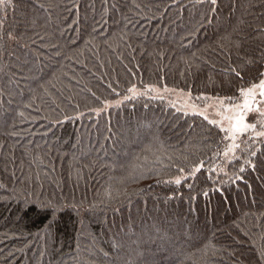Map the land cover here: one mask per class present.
<instances>
[{"label": "trees", "instance_id": "trees-1", "mask_svg": "<svg viewBox=\"0 0 264 264\" xmlns=\"http://www.w3.org/2000/svg\"><path fill=\"white\" fill-rule=\"evenodd\" d=\"M0 37V264H264V142L219 184L217 126L103 110L133 86L240 102L264 0H11Z\"/></svg>", "mask_w": 264, "mask_h": 264}, {"label": "snow or ice", "instance_id": "snow-or-ice-1", "mask_svg": "<svg viewBox=\"0 0 264 264\" xmlns=\"http://www.w3.org/2000/svg\"><path fill=\"white\" fill-rule=\"evenodd\" d=\"M11 0H0V5H10ZM199 2H204V0H199ZM210 4L215 6L217 0H209ZM213 12L215 8L211 9ZM2 38V37H0ZM8 39H13L11 33L8 34ZM239 47V45H237ZM237 76H240V72L236 71ZM129 92L134 95H138L135 86L128 89ZM148 91L159 92V89L150 87ZM164 91H168L167 88ZM130 97H125L129 99ZM240 102L230 101L228 107H221V110L216 112V115L220 117V120L210 119L208 115L203 114V119L208 121L209 124L213 126H218L220 132L224 133L222 140L231 141L229 145H226V150L224 151V156L228 163H232L233 160H238L239 157L236 156V150L239 149L241 152L247 151L248 158L244 160L246 165H249L253 170L256 168V163L254 159L257 156L259 149L252 150L248 145V141H261L264 142V72L259 73V76L246 88L239 89ZM120 102L117 101V105ZM110 105L105 102L104 107L107 108ZM94 111L99 115L100 109H94ZM206 111V109H205ZM253 115L254 121L249 122L248 116ZM244 137L245 139H241ZM239 141V143H238ZM244 145L242 148L241 145ZM231 153V156L229 154ZM204 167L203 162L199 165L194 166L192 169L193 173L200 172ZM180 171H184L181 169ZM239 171L243 173L245 168L240 167ZM238 180H243L242 176H237ZM176 184H180L181 180L176 179Z\"/></svg>", "mask_w": 264, "mask_h": 264}, {"label": "rangeland", "instance_id": "rangeland-1", "mask_svg": "<svg viewBox=\"0 0 264 264\" xmlns=\"http://www.w3.org/2000/svg\"><path fill=\"white\" fill-rule=\"evenodd\" d=\"M150 88V87H149ZM144 90H137L138 95H134L130 93L129 99L134 98H147L152 102L160 103L166 107L173 108L174 110L183 113L184 115H198L203 118V114L209 116L210 119H215L217 121L220 120V117L216 115L218 110H221V107H228L229 102L226 100H216L211 98H201V97H194L191 93L170 89L167 88L168 91H164L165 88H158L159 92L148 91V89ZM128 99H120L118 100L120 103L117 105L116 102L109 103V107L103 108V110H108L111 107L119 106L122 103L126 102ZM206 109V111H205ZM249 122L254 121V116H248ZM218 127V126H217ZM219 128V127H218ZM242 140L245 139L244 137L241 138ZM231 141L226 140V145H229ZM239 143V141H238ZM249 144H253L248 141ZM241 147L243 148L244 145L242 144ZM226 150V149H225ZM247 151L241 152L239 149L236 150V156L239 157L238 160H233L232 163H228L224 156V153L219 161L215 162L209 168L210 172H213L215 176V181L219 184H222L225 181L231 179V177H235V174L231 173V168L235 166L236 162L240 160V158L246 153ZM231 156V153L229 154ZM238 167V164L236 165ZM238 174V173H237Z\"/></svg>", "mask_w": 264, "mask_h": 264}]
</instances>
